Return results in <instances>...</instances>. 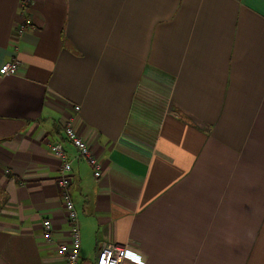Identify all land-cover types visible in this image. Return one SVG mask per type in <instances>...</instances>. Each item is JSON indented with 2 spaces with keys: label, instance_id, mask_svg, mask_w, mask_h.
<instances>
[{
  "label": "crops",
  "instance_id": "obj_1",
  "mask_svg": "<svg viewBox=\"0 0 264 264\" xmlns=\"http://www.w3.org/2000/svg\"><path fill=\"white\" fill-rule=\"evenodd\" d=\"M21 1L0 0V264H65L52 144L80 264H264V0H31L18 35Z\"/></svg>",
  "mask_w": 264,
  "mask_h": 264
},
{
  "label": "built area",
  "instance_id": "obj_2",
  "mask_svg": "<svg viewBox=\"0 0 264 264\" xmlns=\"http://www.w3.org/2000/svg\"><path fill=\"white\" fill-rule=\"evenodd\" d=\"M31 0H22L19 6L18 21L14 28L18 35H22L30 26V8ZM18 72V63L11 61L0 67V75H14ZM79 107H74V111H78ZM64 138L77 152L80 158H83L88 166L92 169L93 176L100 178L102 175V164L91 153L85 141L76 133L71 124H67L64 129ZM50 153L60 162V175L58 179V187L60 192V201L66 214V221L69 224L70 238L69 242L55 245V253L57 256L65 260V264H80V235L77 226V214L74 203L70 195L71 186V164L68 157L60 144H52ZM49 220L42 222V240L49 244L52 242V227ZM125 259V251L123 248L115 246H102L99 248L95 264H122Z\"/></svg>",
  "mask_w": 264,
  "mask_h": 264
}]
</instances>
